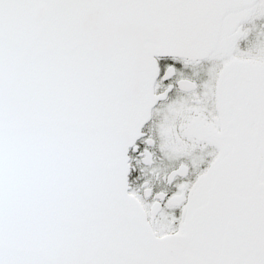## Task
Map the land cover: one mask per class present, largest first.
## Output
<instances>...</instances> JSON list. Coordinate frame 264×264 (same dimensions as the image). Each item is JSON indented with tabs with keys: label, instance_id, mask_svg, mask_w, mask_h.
I'll use <instances>...</instances> for the list:
<instances>
[{
	"label": "snow or ice",
	"instance_id": "obj_1",
	"mask_svg": "<svg viewBox=\"0 0 264 264\" xmlns=\"http://www.w3.org/2000/svg\"><path fill=\"white\" fill-rule=\"evenodd\" d=\"M0 264H264V0H0Z\"/></svg>",
	"mask_w": 264,
	"mask_h": 264
}]
</instances>
